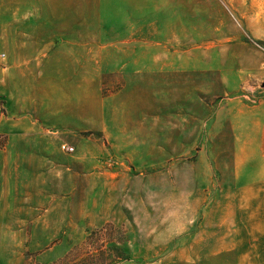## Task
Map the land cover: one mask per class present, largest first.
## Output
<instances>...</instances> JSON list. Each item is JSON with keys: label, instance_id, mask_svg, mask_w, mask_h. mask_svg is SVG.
I'll return each mask as SVG.
<instances>
[{"label": "rangeland", "instance_id": "rangeland-1", "mask_svg": "<svg viewBox=\"0 0 264 264\" xmlns=\"http://www.w3.org/2000/svg\"><path fill=\"white\" fill-rule=\"evenodd\" d=\"M6 34L71 104L0 93V264H264V0H0Z\"/></svg>", "mask_w": 264, "mask_h": 264}, {"label": "crops", "instance_id": "crops-1", "mask_svg": "<svg viewBox=\"0 0 264 264\" xmlns=\"http://www.w3.org/2000/svg\"><path fill=\"white\" fill-rule=\"evenodd\" d=\"M13 37L17 38L14 39ZM22 37L24 35L6 34V38L1 39L0 47L4 48V56L2 60L0 58V93L6 94L9 98L8 105L12 120L26 121L33 117V114H37L38 116L46 115L47 117L44 120L49 123L52 115L57 113V109L55 108L58 107L59 113H65L66 111H70L65 106L71 104V102L56 101L52 96L42 95L43 89H40L39 86L35 87L34 83H39L41 74L40 58L37 55L39 45L35 43H23V41L33 42L39 39H33L31 35H26L25 37L27 38ZM17 40L21 41V43H8V41ZM34 51L36 53L35 56L33 55ZM43 72L47 71L44 70ZM19 84H22V87H20L21 91L17 90ZM37 136L39 138L41 136L40 133ZM35 144L40 149L39 139ZM47 145H49L48 141ZM46 149V152H48L49 147H46Z\"/></svg>", "mask_w": 264, "mask_h": 264}, {"label": "built area", "instance_id": "built-area-1", "mask_svg": "<svg viewBox=\"0 0 264 264\" xmlns=\"http://www.w3.org/2000/svg\"><path fill=\"white\" fill-rule=\"evenodd\" d=\"M61 150L66 153H71L74 151V147L69 145L68 143L61 144Z\"/></svg>", "mask_w": 264, "mask_h": 264}, {"label": "trees", "instance_id": "trees-1", "mask_svg": "<svg viewBox=\"0 0 264 264\" xmlns=\"http://www.w3.org/2000/svg\"><path fill=\"white\" fill-rule=\"evenodd\" d=\"M88 264H97V263H94V262L89 261ZM104 264H111V262L104 263Z\"/></svg>", "mask_w": 264, "mask_h": 264}, {"label": "water", "instance_id": "water-1", "mask_svg": "<svg viewBox=\"0 0 264 264\" xmlns=\"http://www.w3.org/2000/svg\"><path fill=\"white\" fill-rule=\"evenodd\" d=\"M264 85V84H263Z\"/></svg>", "mask_w": 264, "mask_h": 264}]
</instances>
